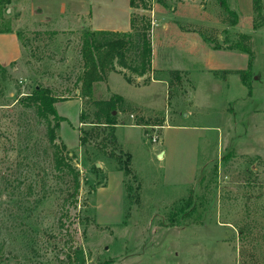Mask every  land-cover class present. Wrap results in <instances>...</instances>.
I'll use <instances>...</instances> for the list:
<instances>
[{
	"label": "rangeland",
	"instance_id": "1",
	"mask_svg": "<svg viewBox=\"0 0 264 264\" xmlns=\"http://www.w3.org/2000/svg\"><path fill=\"white\" fill-rule=\"evenodd\" d=\"M148 1L151 10L140 7L135 13L153 21L152 65L162 68L155 78L166 76L169 87L134 89L124 72L139 85L152 80V71L141 77L117 66L122 72H113L120 75L108 81L109 72L94 89L98 99H109L117 94L114 89L155 108L144 111L125 101L124 110H117L119 123H132L140 115L151 123L145 135L119 128L122 151L133 154V175L122 181L118 171L109 176L117 161L96 148L104 129L86 145L79 139L81 128L95 127L80 121L81 109L92 113L94 107L83 103L76 82L84 63L83 31L89 28L71 24V29L53 30L38 16H29L25 27L15 23L25 55L0 68V264H264V24L256 35L244 33L246 38L233 26L238 17L229 8L231 0ZM17 15L9 7L0 28L13 26ZM181 29L198 32L206 48L230 49L237 41L250 46L253 55L244 59L249 66L252 57L248 85L237 74L229 76V87L199 71L201 54L188 50L197 35L185 39ZM137 35L133 32L137 47L128 53L131 60L138 54ZM176 68L189 69V76L180 70L178 77L172 72ZM38 85L71 97L57 103L69 119L58 133L75 154L76 195L72 175L55 167L47 124L22 102ZM193 97L199 107L193 115H182L193 107ZM135 107L140 111L130 110ZM176 118L206 126L201 139L181 134L184 147L171 143L161 123ZM153 135L161 141L152 140ZM160 143L173 156L175 175L163 165L165 159L153 155L152 145ZM197 146L200 167L194 161ZM190 194L195 210L179 213ZM173 212L177 220L171 223Z\"/></svg>",
	"mask_w": 264,
	"mask_h": 264
},
{
	"label": "trees",
	"instance_id": "2",
	"mask_svg": "<svg viewBox=\"0 0 264 264\" xmlns=\"http://www.w3.org/2000/svg\"><path fill=\"white\" fill-rule=\"evenodd\" d=\"M12 0H0V18L5 19V13L10 7ZM148 0H130V5L134 8L152 9ZM263 0H253L254 9V25L260 27L264 24L263 15ZM232 14L237 15L235 11H231ZM238 19L232 20L233 24H237ZM259 21V23L256 22ZM3 23V27L0 28V32L13 31L12 26ZM154 24L150 17L139 13H133L131 16V30L130 31H118L107 29H86L83 31L81 55L84 60L83 69L77 77V87L81 88L80 96L83 99L84 104H92L94 107L92 113L88 112L85 108L81 109L79 118L81 122L93 123L95 127L91 130L81 128V134L79 136L80 143L86 145L94 138L100 137L101 129H104V136H102V143L96 144V148L104 155L115 159L117 161L118 169L123 171L125 176H132V155L130 153L123 152L122 148H119L120 152H117L118 139L116 136V125L119 124L117 110L123 109L125 99L120 94H115L109 99H98L95 97V83L106 80L109 72L116 71L122 72L117 66L129 69L133 74L137 76H144L148 72L152 71V55L153 45L151 40V30ZM133 32L138 33V54L135 59L131 60L129 57V51L136 46L133 39ZM18 35L21 37V33L18 31ZM247 38L248 35L242 34L241 36ZM217 46V45H216ZM215 46V47H216ZM137 47V46H136ZM217 48H219L217 46ZM230 49H238L240 51L253 55V51L248 45H243L241 42H235L229 46ZM252 66V57H250L249 66L247 69L239 70L241 79L245 85L247 83V76L250 73ZM0 68L5 69L2 65ZM178 77L181 75L180 70L172 71ZM228 72V71H225ZM225 75V74H224ZM124 77L129 83H133L135 79L124 72ZM149 82V81H148ZM146 82V83H148ZM170 85V83H169ZM249 94H252V89L249 90ZM71 97H65L64 95H58L51 87L38 85L30 93L22 98V102L25 106H33L35 108L36 115L41 121L47 124V136L53 147L54 163L57 170L66 171L73 177L74 194L76 195L80 188V172L73 164V158L75 154H71L72 151H67L66 143L60 139L58 130L61 127V123L68 119L67 116L61 114L57 108V103L69 100ZM140 109V108H139ZM138 108H131L133 111H140ZM116 111V113H114ZM92 117V118H91ZM91 118V120H89ZM163 120V119H162ZM158 120V121H162ZM139 125H149L150 120L143 115L138 116L136 121L132 122ZM152 124H158L157 122ZM162 124V123H161ZM104 126V127H102ZM95 129H97L95 131ZM145 133H148L145 129ZM128 191H132L134 188L129 182L125 183ZM138 188H141V184H138ZM196 204L194 202L193 195L190 194L189 198L183 205L178 206V212H184L186 209L190 211L185 214H190L195 210ZM177 214L173 212L170 216L171 223H174L177 219Z\"/></svg>",
	"mask_w": 264,
	"mask_h": 264
},
{
	"label": "crops",
	"instance_id": "3",
	"mask_svg": "<svg viewBox=\"0 0 264 264\" xmlns=\"http://www.w3.org/2000/svg\"><path fill=\"white\" fill-rule=\"evenodd\" d=\"M10 8L13 12L16 10V13L18 14L17 16L19 18L15 20L12 26L13 31L0 32V65L5 68H9L13 63H19L24 58V44L22 42L21 37L17 33L19 31V26H15V23H20V26L23 25V27H25V25L31 23V19L29 18V16H35L36 18L38 16L41 21L52 25L53 30L71 29V24H75V27L85 26L89 29L95 30L107 29L118 31H130L132 14L135 12H140L139 8H134L130 5V0H12V2L10 3ZM229 8L230 10H233L237 13L238 22L237 24L233 25L235 28H237L236 31L243 32L242 34L247 33L256 35L259 30H261V28L263 27V25L258 28L254 27L255 14L253 9V0H231ZM98 9L101 10L97 11ZM181 31L184 34H182V36H184L185 39L192 37L194 38L197 35V37L193 39V46L189 47L188 50L189 52L194 54H201L199 71H201L202 73L211 74L212 76H214L215 80H219L225 86L229 85L230 87L229 76L231 74L240 75V73H238L239 70H244L248 68V62H244V59L249 55L248 53L240 51L238 49H228L222 47L217 48L214 45L209 48H206L204 47L205 41L202 39V36L198 34V32L186 31L182 29ZM200 46H203L204 48L202 49L200 48ZM202 51H204L203 54L201 53ZM223 59L226 60V62ZM176 69L182 70L187 74L190 71L187 68ZM161 73L162 68H157L152 65V80H150L148 83H142L139 85H133L129 82L128 83L134 89L141 90L147 88L149 89V87L157 88L155 86L159 83L164 84L167 88L169 87V81L167 80L166 76H160L155 78L156 74L161 75ZM114 75L120 74L111 71L108 77V81H110L111 77ZM241 82H243L242 79ZM108 84L111 86V83L108 82ZM112 92L122 95L126 103H132L131 105L140 107L141 109H144V111L155 110V108L151 105L132 101L129 97L116 92L114 89L112 90ZM193 100V107L190 106L187 111H183L182 115L185 114V116H188L189 114H194V107H199V105L195 103L194 97ZM176 120L177 118L174 119L173 122H168L167 119L166 124L162 123V128L164 129L165 133L168 132L169 141L171 143L176 142L178 145H182L180 147H184L185 137H183L181 134H184V136L190 138L192 136V139H196V141H199L201 139L204 132L200 131V129L203 130L202 127L205 129L206 126H198L197 124H189L188 122ZM145 126L146 125L122 122L116 125V135L119 133L120 127L125 128L128 132L132 130H138V132H143V134L145 135ZM172 132H174V135ZM180 137H183V139H181ZM117 138L119 139L118 136ZM118 142L121 148L125 150L123 148L124 146L120 143V139L118 140ZM151 149L153 155H156L161 160L165 159V163L163 165L168 168L170 174L175 175L176 171L173 156L168 155L167 150H163L162 144L160 143L159 145H152ZM180 150V152H182L183 148H181ZM161 153L162 157L159 156ZM176 153L178 154V151H176ZM172 154L175 155L174 149H172ZM194 154H196L197 156L196 158H194V161L196 162V165L200 167V164L202 162L198 157V155L200 154V149L198 146L197 149H195ZM131 155L133 163V154ZM171 167L174 169V171L171 169ZM116 171L119 172L117 173L119 174L118 180L122 181L124 179V173L118 168L114 167L113 170H109V176L112 172ZM198 173L199 168H197L196 177ZM122 192L124 193L123 187ZM117 202H119V198ZM112 207L113 206H109L108 208Z\"/></svg>",
	"mask_w": 264,
	"mask_h": 264
},
{
	"label": "built area",
	"instance_id": "4",
	"mask_svg": "<svg viewBox=\"0 0 264 264\" xmlns=\"http://www.w3.org/2000/svg\"><path fill=\"white\" fill-rule=\"evenodd\" d=\"M152 140H154V141H160L161 138H160L159 135H153Z\"/></svg>",
	"mask_w": 264,
	"mask_h": 264
},
{
	"label": "water",
	"instance_id": "5",
	"mask_svg": "<svg viewBox=\"0 0 264 264\" xmlns=\"http://www.w3.org/2000/svg\"><path fill=\"white\" fill-rule=\"evenodd\" d=\"M114 113H116V111H114ZM159 156L162 157V153ZM97 165H99V163H97Z\"/></svg>",
	"mask_w": 264,
	"mask_h": 264
}]
</instances>
